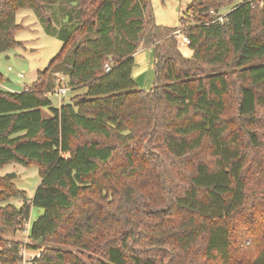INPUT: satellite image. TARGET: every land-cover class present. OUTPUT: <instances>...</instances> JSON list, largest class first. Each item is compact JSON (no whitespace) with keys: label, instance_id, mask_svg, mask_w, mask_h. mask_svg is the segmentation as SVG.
Returning a JSON list of instances; mask_svg holds the SVG:
<instances>
[{"label":"trees","instance_id":"trees-1","mask_svg":"<svg viewBox=\"0 0 264 264\" xmlns=\"http://www.w3.org/2000/svg\"><path fill=\"white\" fill-rule=\"evenodd\" d=\"M231 2L192 0L168 27L151 0H0V52L24 48L20 9L62 42L22 91L0 86V169L40 176L30 198L0 176V264L22 245L32 264H264V0L215 21ZM60 85L82 92L56 106ZM32 208L29 242L7 237Z\"/></svg>","mask_w":264,"mask_h":264},{"label":"rangeland","instance_id":"rangeland-1","mask_svg":"<svg viewBox=\"0 0 264 264\" xmlns=\"http://www.w3.org/2000/svg\"><path fill=\"white\" fill-rule=\"evenodd\" d=\"M191 1L151 0L155 22L168 27H178L180 17L185 16V12ZM239 1L232 0L229 5L219 8L218 13L225 14L230 7ZM186 19L189 20V23H192L190 17H186ZM16 21L22 28L16 31L15 38L23 42L24 48H14L6 52H0L1 83L9 87L12 91H18L24 86H29L36 79L37 70L43 69L62 45L60 40L45 31L44 24L36 17L31 9L18 10L16 13ZM180 48L185 56L191 55V50L187 46L181 45ZM141 57L144 58L141 64L135 63L139 67L138 70H149V60H152V53L149 50H145ZM137 73L135 68L133 78L137 79L139 77ZM148 73V82H143V84L142 82H137L145 90H149L153 84L154 74L152 68ZM147 74L145 75V79ZM65 89H67L66 93L63 95L55 94L54 91L49 95L56 106L62 100H68L70 96L82 92V89L72 91L67 86H65ZM10 175L13 176L10 177ZM0 176H7L18 189L24 190L29 198L32 197L34 190L40 182L38 169L34 165L26 167L17 163H11L0 169ZM8 203L19 206L21 200L11 199ZM36 215V208H32L29 221L33 222L36 219ZM6 236L20 242L25 240V235L20 232L14 235L9 232ZM32 253L33 251L29 250V254Z\"/></svg>","mask_w":264,"mask_h":264},{"label":"built area","instance_id":"built-area-1","mask_svg":"<svg viewBox=\"0 0 264 264\" xmlns=\"http://www.w3.org/2000/svg\"><path fill=\"white\" fill-rule=\"evenodd\" d=\"M210 13L214 14V16H215L214 20L215 21L222 23L225 20V14L218 13V12L216 13L212 10L210 11ZM174 33H175V36L181 45L187 46L190 43L188 37L183 33L182 29L179 28V29L175 30ZM108 69H109V67L106 66L105 70H108ZM63 79H64L63 76L60 75V76H58L57 80L59 83H62ZM66 90L67 89H65V86L60 85L54 89V92H55V94L63 95L66 93ZM29 231H30V223L28 222L25 224V227L23 230V234L25 235V240L23 242L25 244L29 242V238H28ZM34 253L35 252H33L32 254H29V250H27L25 248V245H22V247H20V250H19V254L21 255V261L18 264H32V259L35 256ZM36 256H39V253H36Z\"/></svg>","mask_w":264,"mask_h":264},{"label":"crops","instance_id":"crops-1","mask_svg":"<svg viewBox=\"0 0 264 264\" xmlns=\"http://www.w3.org/2000/svg\"><path fill=\"white\" fill-rule=\"evenodd\" d=\"M145 50H149L150 52H151V49L150 48H147V47H143V48H141V49H139L137 52H136V54H135V56H134V58H135V63H139V64H141V61L144 59V58H142L141 56L143 55V53H144V51ZM152 53V52H151ZM148 54V53H147ZM141 58V59H140ZM153 63H152V60H149V68L151 69L152 68V70H153V65H152ZM135 68H136V70H137V74H139L138 76V78L136 79V78H134V80L136 81V83L138 82V83H141L142 82V84H143V82H148V72L150 71V69L149 70H147V71H142V70H138L139 69V67H138V65H135ZM134 68V69H135ZM133 73H134V70H133ZM148 73V74H147ZM147 74V77H146V79H145V75ZM142 76H143V79H142ZM141 80V81H140ZM0 86L3 88V89H6V90H10V91H12L9 87H6V86H4L2 83L0 84ZM25 87V86H24ZM24 87L21 89V90H18V91H22L23 89H24ZM36 211H37V215H36V218L39 216V215H41L42 214V212H43V210L42 209H40V208H36ZM30 220V219H29ZM36 220V219H35ZM29 223L31 224L32 222H30L29 221Z\"/></svg>","mask_w":264,"mask_h":264},{"label":"water","instance_id":"water-1","mask_svg":"<svg viewBox=\"0 0 264 264\" xmlns=\"http://www.w3.org/2000/svg\"><path fill=\"white\" fill-rule=\"evenodd\" d=\"M13 176V175H10V177Z\"/></svg>","mask_w":264,"mask_h":264}]
</instances>
